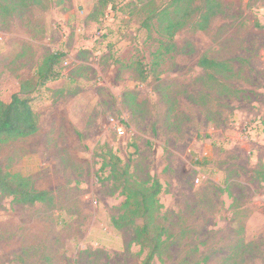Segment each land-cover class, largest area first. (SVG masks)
Returning <instances> with one entry per match:
<instances>
[{
  "label": "rangeland",
  "instance_id": "374dc122",
  "mask_svg": "<svg viewBox=\"0 0 264 264\" xmlns=\"http://www.w3.org/2000/svg\"><path fill=\"white\" fill-rule=\"evenodd\" d=\"M218 1L201 30L195 0L157 61L165 39L150 17L173 0H0V100L64 55L59 79L33 94L39 132L0 149V170L53 197L0 193V264H142L133 229L112 224L125 198L100 181L103 149L135 181L162 184L153 264H264V0Z\"/></svg>",
  "mask_w": 264,
  "mask_h": 264
},
{
  "label": "trees",
  "instance_id": "16d2710c",
  "mask_svg": "<svg viewBox=\"0 0 264 264\" xmlns=\"http://www.w3.org/2000/svg\"><path fill=\"white\" fill-rule=\"evenodd\" d=\"M101 1L106 5L109 3V0ZM194 2L195 0H173L171 7L150 17V20L158 19L161 25L159 32L165 39L160 40V47L156 52L157 61L175 49L174 37L182 28L183 19L189 14ZM220 9L221 4L218 0H205V10L203 13L201 11L202 23L199 28L206 30ZM63 56L53 54L46 57L38 69L35 80L23 82L20 92L13 95L10 102L0 100V149L10 142L34 136L39 132V119L33 108V94L38 93L49 81L59 79L60 73L56 71V65ZM158 66L159 63L153 70ZM200 66L217 73L229 69L226 63L207 57L201 59ZM138 69L141 80L146 81L148 73L141 64L138 65ZM97 156L102 159L100 181L112 182L115 191L125 198L120 215L112 218L114 228L133 229L135 243L147 251L142 264H153L156 258L162 260L166 245V229L158 224L159 214L163 209L159 200L162 184L152 178L141 182L135 181L130 173V166L123 165L122 159L111 150L103 149ZM106 173L107 176L104 177L103 174ZM257 176L264 181V165ZM0 193L13 197L15 202L23 205L53 204L52 195L47 191L38 190L29 178L3 170H0Z\"/></svg>",
  "mask_w": 264,
  "mask_h": 264
},
{
  "label": "built area",
  "instance_id": "2783aa9c",
  "mask_svg": "<svg viewBox=\"0 0 264 264\" xmlns=\"http://www.w3.org/2000/svg\"><path fill=\"white\" fill-rule=\"evenodd\" d=\"M118 131L123 132V128L121 126H119Z\"/></svg>",
  "mask_w": 264,
  "mask_h": 264
}]
</instances>
